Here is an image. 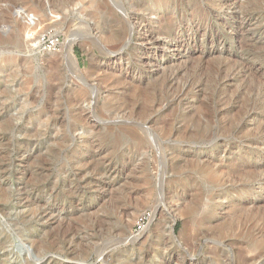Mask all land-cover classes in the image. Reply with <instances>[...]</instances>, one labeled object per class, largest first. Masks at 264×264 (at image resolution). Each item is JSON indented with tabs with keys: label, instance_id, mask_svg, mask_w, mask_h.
<instances>
[{
	"label": "rangeland",
	"instance_id": "1",
	"mask_svg": "<svg viewBox=\"0 0 264 264\" xmlns=\"http://www.w3.org/2000/svg\"><path fill=\"white\" fill-rule=\"evenodd\" d=\"M0 264H264V0H0Z\"/></svg>",
	"mask_w": 264,
	"mask_h": 264
},
{
	"label": "bare ground",
	"instance_id": "2",
	"mask_svg": "<svg viewBox=\"0 0 264 264\" xmlns=\"http://www.w3.org/2000/svg\"><path fill=\"white\" fill-rule=\"evenodd\" d=\"M36 1V0H35ZM151 11V10H150ZM156 11V10H155ZM162 15V14H161ZM164 15V14H163ZM167 15V14H166ZM127 28V27H126ZM28 29H30V27L29 26H27V27H25V30H28ZM127 30V29H126ZM157 33V32H156ZM167 33V32H166ZM76 37H78V34H73V33H70L69 35H67V38H66V40H65V43L63 44V46H65V50H66V56H68V58H70L72 61H73V58H72V55H73V47H74V45L76 44V43H78V42H81V44H86L87 42H88V40H87V38L86 39H82L81 41L80 40H78ZM151 39H153V38H151ZM70 60V61H71ZM50 61V60H49ZM35 96V95H34ZM85 100V99H84ZM83 100V101H84ZM77 101V100H76ZM76 103V102H75ZM79 108H81V107H79ZM49 111V110H48ZM49 113H50V111H49ZM48 113V114H49ZM46 114V113H45ZM57 123V122H56ZM90 125V124H89ZM92 126V125H91ZM91 128H93V127H91ZM83 162V161H82ZM164 173V172H163ZM166 175V174H165ZM162 176V175H161ZM161 180V179H160ZM110 184V183H109ZM112 185V184H111ZM112 187V186H111ZM114 187V186H113ZM112 187V188H113ZM110 189V188H109ZM109 189H108V191H109ZM115 189V188H114ZM116 190V189H115ZM124 190V189H123ZM160 190L162 191V184H161V186H160ZM110 192V191H109ZM118 192V191H117ZM126 192H128V191H126ZM121 193H123L122 192V189H121ZM130 193V192H129ZM109 194V193H108ZM112 194V193H111ZM115 194V193H114ZM127 195V194H126ZM119 196H121V195H119ZM119 196H118V198H119ZM131 197H132V195H131ZM122 198H123V196H122ZM125 198L126 199H128V198H130V197H128V196H125ZM132 199V198H131ZM114 200V199H113ZM118 200V199H117ZM129 201V200H128ZM133 201V200H132ZM117 202V201H116ZM130 202V201H129ZM129 204V203H128ZM115 205V204H114ZM120 205V204H119ZM122 205V204H121ZM124 206V205H123ZM219 206V205H218ZM114 208V207H113ZM138 210H139V208L138 207H136ZM128 209V208H127ZM117 210H119L120 211V209H117ZM125 211V210H124ZM116 212H118V211H116ZM121 212V211H120ZM129 212V211H128ZM128 212H126L125 211V213H128ZM124 214V213H123ZM123 214H122V216H123ZM125 215V214H124ZM118 216V215H117ZM120 216H121V213H120ZM156 218V212L154 211V213L153 214H151V217H150V223L152 224V222L154 221V219ZM59 220L60 219H58V222H59ZM120 220V219H119ZM123 220V219H122ZM55 223H57L56 221H55ZM65 223V222H64ZM54 224V223H53ZM67 224H69V223H67ZM51 225V224H50ZM65 225V224H64ZM54 226V225H53ZM55 226H59V223L57 224V225H55ZM68 226V225H67ZM66 226V227H67ZM71 226V225H70ZM69 226V227H70ZM65 227V226H64ZM78 227V226H77ZM123 227H124V224H123ZM55 229V228H54ZM57 229V228H56ZM72 229V228H71ZM59 230V229H58ZM171 233H173V228H172V232ZM130 238H131V240L132 241H136L137 239H138V237H135V236H130ZM59 243V242H58ZM82 243V242H81ZM38 245V248H39V251H40V255H43L44 256V253H45V251H46V244L47 243H45L44 241H39L38 243H37ZM57 245V244H56ZM52 247V246H51ZM48 248V247H47ZM53 248V247H52ZM56 248V247H55ZM49 249H50V244H49ZM65 250V249H64ZM51 252V251H50ZM48 254V253H47ZM46 254V255H47Z\"/></svg>",
	"mask_w": 264,
	"mask_h": 264
},
{
	"label": "built area",
	"instance_id": "3",
	"mask_svg": "<svg viewBox=\"0 0 264 264\" xmlns=\"http://www.w3.org/2000/svg\"><path fill=\"white\" fill-rule=\"evenodd\" d=\"M62 44V38L57 33H48L40 35L36 38L34 48L38 49L41 52H55L57 51ZM149 213H145L140 216L136 223V233L142 232L147 225L149 224L150 219Z\"/></svg>",
	"mask_w": 264,
	"mask_h": 264
}]
</instances>
